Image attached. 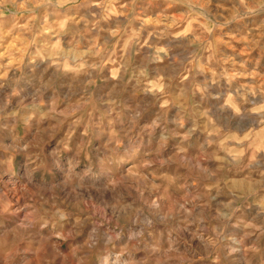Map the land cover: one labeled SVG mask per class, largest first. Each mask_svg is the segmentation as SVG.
Masks as SVG:
<instances>
[{
    "label": "clouds",
    "instance_id": "obj_1",
    "mask_svg": "<svg viewBox=\"0 0 264 264\" xmlns=\"http://www.w3.org/2000/svg\"><path fill=\"white\" fill-rule=\"evenodd\" d=\"M0 264H264V0H0Z\"/></svg>",
    "mask_w": 264,
    "mask_h": 264
}]
</instances>
